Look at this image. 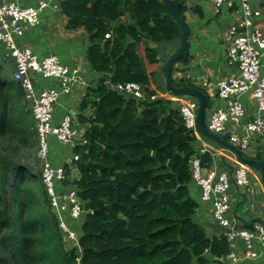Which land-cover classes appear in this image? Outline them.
<instances>
[{"label":"trees","instance_id":"1","mask_svg":"<svg viewBox=\"0 0 264 264\" xmlns=\"http://www.w3.org/2000/svg\"><path fill=\"white\" fill-rule=\"evenodd\" d=\"M170 2L186 21L189 0ZM61 11L68 30L88 33L87 59L103 76L79 107L78 123L88 126L74 148L83 159L74 161L80 178L71 181L68 172L63 183L77 191L85 215L77 223L66 217L78 234L67 248L35 164L37 130L25 91L0 64V264H228V238L196 221L192 194V160L211 170L214 155L186 128L175 102L151 99L167 88L147 64L168 60L181 40L179 24L161 0H65ZM127 14L132 22L123 24ZM190 60L188 50L173 80ZM129 83L141 85L146 100L110 87Z\"/></svg>","mask_w":264,"mask_h":264},{"label":"built area","instance_id":"2","mask_svg":"<svg viewBox=\"0 0 264 264\" xmlns=\"http://www.w3.org/2000/svg\"><path fill=\"white\" fill-rule=\"evenodd\" d=\"M63 1L65 0H57L53 7L47 1L39 2L37 7H21L9 0L0 2V58L13 63V78L25 91L37 130L36 156L42 165L43 185L51 207L59 217L65 242L71 245L78 243V234L68 225L66 217L77 223L85 214L75 189L65 188L58 193V187L68 179V171L66 167H54L51 164L50 140L55 138L61 144L74 148L81 141L84 133L74 127V114L67 115L60 125L54 124V116L62 98L72 95L76 89H86L88 85L78 70H71L63 65L58 56L48 55L41 58L31 49L22 48L16 42L17 37H23L26 32L40 25V17L45 10L54 8L55 11H60ZM237 1L243 17L231 28L233 40L227 63L229 67H236L238 74L215 83L203 81L201 88L210 102L207 128L210 133L227 139L245 154L255 152V149L259 148L264 155V33L255 23L261 13L254 9L249 0ZM213 2L217 13L223 8L233 9L235 6L234 0ZM110 38V34L106 36L107 40ZM36 77L52 81L53 86L40 92L36 91ZM110 87L128 98L146 100L144 88L139 84H110ZM245 96H249L256 107L255 115L249 120L247 105L243 100ZM217 98L224 103L223 106L217 102ZM151 99H169L175 102L186 128L196 138H201L197 128L199 102L195 98L173 97L171 93H163ZM77 160L78 157H75V161ZM249 174L250 168L239 163L233 178L240 189L251 186ZM192 177L201 189V200L212 205L214 222L221 227L222 233L233 247L229 261L233 264L241 262L235 248L240 242L247 251L246 260L261 259L264 264V223L255 224L252 231L235 225L229 194L232 187L229 172L219 171L215 166L207 170L200 159L194 158Z\"/></svg>","mask_w":264,"mask_h":264},{"label":"crops","instance_id":"3","mask_svg":"<svg viewBox=\"0 0 264 264\" xmlns=\"http://www.w3.org/2000/svg\"><path fill=\"white\" fill-rule=\"evenodd\" d=\"M17 3L21 7H37L39 2L47 1L53 7L57 0H9ZM255 10L260 11L261 16L255 20L258 28L264 33V0H249ZM0 2L2 3L3 0ZM235 6L233 9L223 8L220 13L216 12V7L213 0H189L188 12L186 14V22L191 28L190 36V63L187 67L180 66V71L174 75V80H184L192 86H196L201 89L203 81L209 83H215L223 79H227L234 74H238L234 67H229L227 63V56L229 48L232 44L233 37L230 34L232 26L240 21L243 17L242 9L239 6L237 0H234ZM201 13V14H199ZM40 25L32 30L26 32L23 37H17V43L22 48L31 49L37 56L43 58L48 55H56L60 58L63 65L67 66L71 70H78L80 76L84 82L88 85V88L76 89L75 92L61 99L58 103L54 116V124L60 125L64 118L69 114H74V127L86 133L88 126L79 125L77 116L79 114V107L89 88L95 87L98 82L103 78L92 67L87 59V53L91 47V41L88 33L85 30L70 31L67 28L68 19L63 15L62 11H55L54 8H48L41 14ZM131 15L127 14L122 19L123 24H130L132 22ZM181 40L176 42L175 46H170L168 50V60L172 53H174L180 47ZM166 59L158 64H147L149 73L156 75L157 83L166 87L165 69L168 63ZM0 64L4 65L7 71V76L11 80L14 72V65L12 62L1 60ZM36 91L40 92L43 89H49L53 86L52 81L43 80L41 77L35 78ZM167 88V87H166ZM152 89H155L153 87ZM165 93V92H164ZM219 98H217L218 100ZM244 102L247 105V119H251L256 113V107L251 101L249 96L244 97ZM221 106L224 105L220 100L217 101ZM93 114V109L87 111V116L90 117ZM200 142L204 148L210 150L215 159V167L219 171L229 172L230 167L235 169L239 167V163L236 157L227 151L216 147L211 141L201 138ZM51 155L50 162L54 167H67L69 166V179L71 181L80 178V172L74 165L75 154L74 147L64 145L58 142L55 138L50 140ZM249 158L255 159L261 154L259 148L255 149V152L247 153ZM225 161V165L223 164ZM38 169L42 168L41 162L36 159L35 161ZM223 165V167H222ZM250 175L252 176L253 184L250 187H244L240 189L241 193L247 194L248 201L245 203L246 209L252 208L251 218L241 216L239 214V208L237 205L243 201V198L238 195L236 189L235 192L240 198L237 202L235 209L232 206V214L234 222L237 227L240 223L235 220V211L237 215L244 218L247 223L255 222V224L264 223V187L261 182L260 175L250 169ZM63 185L58 187V191L61 192L65 189ZM192 194L194 199L198 202L199 207L196 215V221L204 226L210 235L213 232L208 228V224H214L213 219V207L210 203L203 202L201 200V189L197 185L192 186ZM245 212V211H244ZM245 214V213H244ZM254 224V225H255ZM240 228V227H239ZM231 247V251H232ZM236 248V254L241 262L237 264H263V260L250 261L246 260L247 251L244 245L238 242ZM234 248V249H235ZM229 257V256H228ZM228 260V264H233Z\"/></svg>","mask_w":264,"mask_h":264},{"label":"water","instance_id":"4","mask_svg":"<svg viewBox=\"0 0 264 264\" xmlns=\"http://www.w3.org/2000/svg\"><path fill=\"white\" fill-rule=\"evenodd\" d=\"M161 1L165 5L169 14L177 21L181 31L180 47L170 55L165 69V80L168 91L179 97L195 98L199 102L197 128L200 135L203 138L211 141L213 144L217 145L222 150L232 153L236 157L238 163L252 169L253 171L259 172L261 182L264 187V161H258L245 156V154L242 151H240L236 146L230 144L226 140L221 139L220 137L209 132L206 126V122L208 118V110L210 108V102L206 93L196 86L190 85L185 87H177L174 85L173 73L177 65L179 64L181 58L189 50L190 47L191 28L189 27L187 22L176 13L170 0H161ZM78 161L82 163L83 159L78 158ZM223 162L225 163V161ZM228 168L230 169L229 176L231 178L232 186L236 189L238 195L243 198V201L237 205V210H238L240 207L245 205V203L248 201V197L247 194L240 192V188L236 180L233 178V175L235 173V168L230 166H228ZM237 210L235 211V220L240 223L239 227L252 231L254 229L255 222H252L250 224L247 223L244 220V218L237 215ZM102 213H103V209H100L98 211H95L93 214L101 215ZM207 226L213 232L214 235L222 234V229L218 224L216 223L208 224Z\"/></svg>","mask_w":264,"mask_h":264},{"label":"rangeland","instance_id":"5","mask_svg":"<svg viewBox=\"0 0 264 264\" xmlns=\"http://www.w3.org/2000/svg\"><path fill=\"white\" fill-rule=\"evenodd\" d=\"M201 136V135H200ZM201 138H202V136H201ZM201 138L199 139L198 138V140H201ZM204 139V138H203ZM215 145V144H214ZM216 147H218L217 145H215ZM33 154V153H32ZM246 155L247 156H249L247 153H246ZM76 164L74 163V165H72L71 167H74ZM39 171L41 172V169L39 168ZM255 173H258L259 174V172H257V171H254ZM249 178H250V181H251V185L253 184V181H252V176L249 174ZM230 197H231V202H232V206H233V208L235 209V206L237 205V202H239L240 201V198L238 197V195L236 194V192H235V189H234V187L232 186L231 187V190H230ZM248 203H249V201H248ZM247 203V204H248ZM246 204V205H247ZM246 205H243L240 209H239V214L241 215V216H245V217H247V218H251V215H252V211L254 212V210L252 209V208H249V209H246ZM245 211V212H244ZM245 213V214H244ZM66 247L67 248H71V247H73V244H71V245H66Z\"/></svg>","mask_w":264,"mask_h":264},{"label":"clouds","instance_id":"6","mask_svg":"<svg viewBox=\"0 0 264 264\" xmlns=\"http://www.w3.org/2000/svg\"><path fill=\"white\" fill-rule=\"evenodd\" d=\"M200 89V88H199ZM201 90L202 91H204L202 88H201ZM205 92V91H204ZM165 93H171V92H169L168 91V89H167V91L165 92ZM160 94H163V93H160ZM172 94V93H171ZM173 95V97H176V95L174 96V94H172ZM177 97H179V96H177ZM206 126H207V122H206ZM203 138V137H202ZM245 154V153H244ZM245 156H246V154H245ZM75 161V160H74Z\"/></svg>","mask_w":264,"mask_h":264},{"label":"bare ground","instance_id":"7","mask_svg":"<svg viewBox=\"0 0 264 264\" xmlns=\"http://www.w3.org/2000/svg\"><path fill=\"white\" fill-rule=\"evenodd\" d=\"M12 79H13V81H15L13 77H12Z\"/></svg>","mask_w":264,"mask_h":264}]
</instances>
